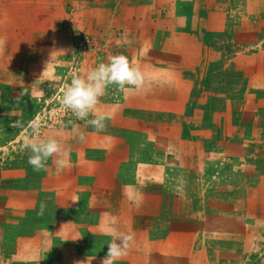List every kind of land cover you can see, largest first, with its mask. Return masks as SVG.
Masks as SVG:
<instances>
[{
    "label": "rangeland",
    "instance_id": "1",
    "mask_svg": "<svg viewBox=\"0 0 264 264\" xmlns=\"http://www.w3.org/2000/svg\"><path fill=\"white\" fill-rule=\"evenodd\" d=\"M115 54L145 84L98 133L62 94ZM31 123L67 168L33 170ZM119 232L116 264H264V0H0V264H101Z\"/></svg>",
    "mask_w": 264,
    "mask_h": 264
},
{
    "label": "clouds",
    "instance_id": "2",
    "mask_svg": "<svg viewBox=\"0 0 264 264\" xmlns=\"http://www.w3.org/2000/svg\"><path fill=\"white\" fill-rule=\"evenodd\" d=\"M144 84L145 76L141 68L127 56L115 54L110 56L107 62L98 63L84 77H73L71 83L63 90L61 103L77 120H84L86 126L90 125L101 133L106 130L107 122L113 118L112 113L97 111L109 87L141 89ZM55 85L54 83L51 87L54 88ZM40 128V123L29 125L30 132L22 146L23 150L30 153L28 163L37 172L47 171L50 159L58 171L67 168L70 163V148L66 142L57 136H41ZM71 131L73 139L81 143L86 141L85 134L78 127L73 126ZM129 198L135 200L136 195L130 194ZM41 208L43 210V205ZM109 234L112 239L107 244L108 251L101 264H116L117 260L128 254L135 240V235L131 232Z\"/></svg>",
    "mask_w": 264,
    "mask_h": 264
}]
</instances>
